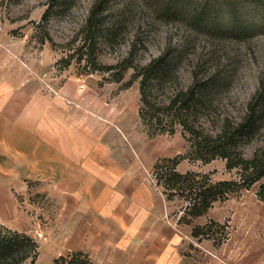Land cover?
Masks as SVG:
<instances>
[{"label":"rangeland","instance_id":"rangeland-1","mask_svg":"<svg viewBox=\"0 0 264 264\" xmlns=\"http://www.w3.org/2000/svg\"><path fill=\"white\" fill-rule=\"evenodd\" d=\"M159 65L172 75L152 101L219 78L191 117L203 133L264 108V0H0V229L35 242L31 264L71 251L93 264H264L257 185L198 217L156 185L166 159L214 183L238 177L224 159L193 160L169 116L141 121L138 73ZM263 140L264 115L238 151Z\"/></svg>","mask_w":264,"mask_h":264},{"label":"trees","instance_id":"trees-1","mask_svg":"<svg viewBox=\"0 0 264 264\" xmlns=\"http://www.w3.org/2000/svg\"><path fill=\"white\" fill-rule=\"evenodd\" d=\"M153 61L149 67L154 66ZM160 72H139L140 106L139 117L151 129L161 127V117L169 116L182 127L187 135L189 156L193 160L209 163L221 158L226 168L238 169L235 180L211 182L209 178L198 173L181 174L176 171L178 161L166 159L153 168L156 185L163 189L162 194L170 199L180 196L187 200V212L198 217L207 212L212 203L225 199L227 195L248 190L257 185L256 195L264 201V140L254 148L252 155L243 156L238 151L239 142L254 137L260 130V121L264 108L259 105L249 107L245 116L236 123L225 120L214 133H203L191 122L202 102L208 101L218 86V79L206 77L198 81L194 76L193 83L185 90H177L164 100L152 101V92L169 79L172 72H165L166 65H159ZM148 70V68H147ZM161 116V117H160ZM159 131H165L159 128ZM167 131V130H166ZM173 130H171L172 132ZM170 132V130H169ZM238 152V153H237ZM35 242L17 232L0 229V264L33 263L36 259ZM52 264H93L87 253L71 251L56 258Z\"/></svg>","mask_w":264,"mask_h":264},{"label":"crops","instance_id":"crops-1","mask_svg":"<svg viewBox=\"0 0 264 264\" xmlns=\"http://www.w3.org/2000/svg\"><path fill=\"white\" fill-rule=\"evenodd\" d=\"M56 156H58V158H59V161H60L61 155H59L58 153H57V154H55V156H54V160H55V161H57V160H56Z\"/></svg>","mask_w":264,"mask_h":264}]
</instances>
